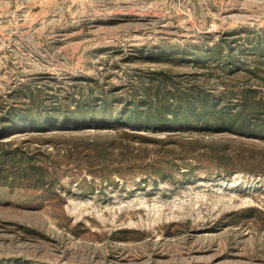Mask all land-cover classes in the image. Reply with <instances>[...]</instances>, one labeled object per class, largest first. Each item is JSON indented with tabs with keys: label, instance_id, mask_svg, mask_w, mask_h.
<instances>
[{
	"label": "rangeland",
	"instance_id": "1",
	"mask_svg": "<svg viewBox=\"0 0 264 264\" xmlns=\"http://www.w3.org/2000/svg\"><path fill=\"white\" fill-rule=\"evenodd\" d=\"M244 89L264 0H0V119L54 112L0 135V264H264L263 136L113 121ZM85 104L106 121L59 124Z\"/></svg>",
	"mask_w": 264,
	"mask_h": 264
},
{
	"label": "trees",
	"instance_id": "2",
	"mask_svg": "<svg viewBox=\"0 0 264 264\" xmlns=\"http://www.w3.org/2000/svg\"><path fill=\"white\" fill-rule=\"evenodd\" d=\"M228 65V64H227ZM228 67V66H227ZM226 70L231 71V69ZM173 96L175 103L165 99L159 108H152L150 103L143 108L140 105L132 107H123L114 116L113 121L128 127H165L181 126L188 128H206L223 129L236 134L245 136H263L264 137V111L260 100L256 99L251 89H244L237 94L236 102L227 97L209 98L202 95L196 100L187 97L186 94ZM256 99L255 105L251 102ZM225 100V101H224ZM254 102V101H253ZM145 103V102H144ZM24 108L23 110H9L7 119H0V135L7 130L20 129L22 122L26 121L35 125L36 128H43L54 112L50 110H38L37 107ZM96 110L93 105L85 104L82 109L75 113V109H66L57 116L58 122L62 126L79 125L91 121L94 123H103L106 121L105 111ZM168 111V112H167ZM167 114H169L167 116ZM14 115L16 121L9 123L10 117ZM184 125V126H182ZM20 126V127H19ZM4 151V150H3ZM2 156L12 160L14 154L6 156L7 152H2Z\"/></svg>",
	"mask_w": 264,
	"mask_h": 264
}]
</instances>
